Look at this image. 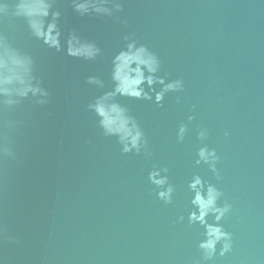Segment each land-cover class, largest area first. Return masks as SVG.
<instances>
[{
  "label": "water",
  "instance_id": "obj_1",
  "mask_svg": "<svg viewBox=\"0 0 264 264\" xmlns=\"http://www.w3.org/2000/svg\"><path fill=\"white\" fill-rule=\"evenodd\" d=\"M121 2L115 17L99 18L57 0L64 32L101 47L95 62L47 48L23 21L0 23L49 92L45 105L0 102V264H264V0ZM126 35L158 55L166 80L183 81L159 105L116 98L141 124L151 156L123 153L88 108L110 89L111 57ZM90 75L105 86L88 84ZM204 145L219 157V179L195 164ZM154 167L169 170L171 204L148 180ZM195 174L223 193L218 206L231 205L219 223L232 249L220 256L218 243L211 260L198 247L203 226L187 219Z\"/></svg>",
  "mask_w": 264,
  "mask_h": 264
},
{
  "label": "clouds",
  "instance_id": "obj_2",
  "mask_svg": "<svg viewBox=\"0 0 264 264\" xmlns=\"http://www.w3.org/2000/svg\"><path fill=\"white\" fill-rule=\"evenodd\" d=\"M57 0H0V23L9 27L17 20L23 21L28 35L41 41L49 49L68 57L85 62H95L102 56L101 47L93 40L83 38L76 29L67 33L61 27L62 13L56 7ZM73 11L81 17L112 18L123 10L121 0H71ZM111 57V87L98 96L88 108L98 117L99 127L107 137H115L123 153L151 156L148 141L141 124L129 108L117 101V97L153 101L162 104L166 94L183 89L181 79L166 80L160 75L161 61L147 45L130 36ZM87 83L100 88L105 86L103 79L96 75L87 77ZM43 81L36 74L33 56L18 47L4 32L0 31V102L8 108H15L28 100L37 105L49 102V92L42 86ZM189 120L193 117L189 116ZM187 125L180 124L177 140L183 141ZM207 130L201 129L198 139L203 140ZM196 165L207 164L217 175L219 157L215 149L207 145L199 147ZM168 168L154 167L148 173V180L158 191L156 196L165 204L173 202L174 186L169 181ZM191 210L188 212L189 224H199L204 228V239L198 247L205 260H211L217 253V244L222 243L220 256L232 249V234L225 231L219 223L230 211L231 205L225 202L221 207L217 201L223 193L212 183L206 182L198 174L192 176L187 184ZM209 215L215 216L217 223H208ZM184 216L179 217L183 221Z\"/></svg>",
  "mask_w": 264,
  "mask_h": 264
}]
</instances>
